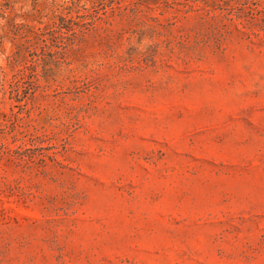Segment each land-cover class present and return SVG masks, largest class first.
<instances>
[{
	"label": "rangeland",
	"instance_id": "374dc122",
	"mask_svg": "<svg viewBox=\"0 0 264 264\" xmlns=\"http://www.w3.org/2000/svg\"><path fill=\"white\" fill-rule=\"evenodd\" d=\"M0 264H264V0H0Z\"/></svg>",
	"mask_w": 264,
	"mask_h": 264
}]
</instances>
